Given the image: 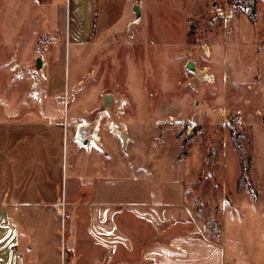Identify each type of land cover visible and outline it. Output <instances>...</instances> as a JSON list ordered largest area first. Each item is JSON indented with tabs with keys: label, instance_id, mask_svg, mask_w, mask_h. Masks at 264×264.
I'll use <instances>...</instances> for the list:
<instances>
[{
	"label": "rangeland",
	"instance_id": "374dc122",
	"mask_svg": "<svg viewBox=\"0 0 264 264\" xmlns=\"http://www.w3.org/2000/svg\"><path fill=\"white\" fill-rule=\"evenodd\" d=\"M92 1L98 21L79 44L73 38L75 20L88 17ZM241 1L81 0L76 9V0H64L63 7L48 0H0V95L12 100L16 111L40 105L50 92L43 79L46 94L32 97L31 71L37 58L47 65L56 60V81L65 85L52 100L60 103L68 95L90 128L99 126L109 164L121 163L123 174L124 161L134 164L148 152L154 166L180 167L188 200L214 236L232 199L264 209V0H255L253 14L242 11ZM134 3L141 5L138 21ZM63 23L71 36L64 55L57 34ZM108 26L111 30L103 31ZM194 110L201 123L182 138L174 119ZM81 120L70 124L72 137ZM109 127L124 129V146ZM211 147L213 177L204 179ZM223 220L227 249L234 238L239 241L240 264H264V214L244 205L227 210Z\"/></svg>",
	"mask_w": 264,
	"mask_h": 264
},
{
	"label": "crops",
	"instance_id": "0c3cea01",
	"mask_svg": "<svg viewBox=\"0 0 264 264\" xmlns=\"http://www.w3.org/2000/svg\"><path fill=\"white\" fill-rule=\"evenodd\" d=\"M76 1L77 9L81 0ZM93 12L92 1L88 17H76L73 38L79 44L98 21ZM57 34L64 55L71 39L66 24ZM261 52L263 87L264 45ZM41 61L50 94L40 105L16 111L0 95V264H240L239 241L234 238L227 249L223 215L244 205L261 214L264 209L232 199L220 214L219 238L211 237L197 205L188 200L180 167L154 166L153 156L144 152L134 164L124 161L120 174L121 163L106 159L102 132V150L72 141L70 124L87 118L79 105L70 106L68 95L61 99L65 105L52 100L65 85L56 81L60 66Z\"/></svg>",
	"mask_w": 264,
	"mask_h": 264
},
{
	"label": "built area",
	"instance_id": "2783aa9c",
	"mask_svg": "<svg viewBox=\"0 0 264 264\" xmlns=\"http://www.w3.org/2000/svg\"><path fill=\"white\" fill-rule=\"evenodd\" d=\"M241 9L246 14H253V10L250 6H241ZM217 13L219 14V12H217ZM230 16L231 15H229V17ZM14 68H16V66ZM30 77H31V85L30 86L32 89V97L35 99H39V97L46 94V87H43L41 84L42 80L43 79L45 80V77L40 72V69H37V68H34L31 71ZM200 118H201V114L197 110H194L184 118L174 119V125H177L178 132L182 138H188V137L192 136V134L194 133L195 130L198 129V127L201 123ZM82 122H83V119L79 123H76V128H75V132H74V135L72 137V140L77 145L87 149V144H85L84 139H83L84 137L82 135H78V133H77V129L79 128L78 124H80ZM95 128H96V126H93V130ZM109 132L116 135L119 138V140L121 141L122 137L120 138L119 135H117L118 132H116L112 127H109ZM120 132H123L122 129L120 130ZM121 144H122V141H121ZM122 146H124V145L122 144ZM102 147L103 146H102L101 142H98V144L95 145V148L97 150H102ZM215 156H216V150L214 147H211V149L208 152V155L204 158V160L208 164H210V168H205L202 170V177L204 179H211L213 177L211 167L214 164Z\"/></svg>",
	"mask_w": 264,
	"mask_h": 264
},
{
	"label": "bare ground",
	"instance_id": "6f19581e",
	"mask_svg": "<svg viewBox=\"0 0 264 264\" xmlns=\"http://www.w3.org/2000/svg\"><path fill=\"white\" fill-rule=\"evenodd\" d=\"M196 72L200 76L201 81L205 80L204 78L206 76H204V74H202L201 71L196 70ZM210 77H211V75H210ZM108 104H109V102L107 101L105 103V105H108ZM78 125H79V128L77 129V133H78V135H82L84 137L83 139H84L85 144H87V149L95 148V145H97L98 142H100L99 141L100 140V137H99V130H100L99 126L97 125L96 128L93 130V128L92 129L90 128L89 124L86 122L85 119L83 120L82 123H80ZM113 129L116 132H118L117 135H119V137L121 138L122 137V136H120L121 133L116 128H113ZM123 132H124V129H123ZM97 134H98V136H96Z\"/></svg>",
	"mask_w": 264,
	"mask_h": 264
},
{
	"label": "water",
	"instance_id": "95a60500",
	"mask_svg": "<svg viewBox=\"0 0 264 264\" xmlns=\"http://www.w3.org/2000/svg\"><path fill=\"white\" fill-rule=\"evenodd\" d=\"M132 10L134 12V19L133 21H138L140 19L141 16V10H140V4L135 3L132 7ZM42 67V61L40 58L36 59V63H35V68L40 69ZM186 67L190 70L194 69L193 63L192 62H188ZM106 100L109 102L111 101V97L110 96H106ZM122 144L124 145L126 143V134L124 133L122 135L121 138Z\"/></svg>",
	"mask_w": 264,
	"mask_h": 264
},
{
	"label": "trees",
	"instance_id": "16d2710c",
	"mask_svg": "<svg viewBox=\"0 0 264 264\" xmlns=\"http://www.w3.org/2000/svg\"><path fill=\"white\" fill-rule=\"evenodd\" d=\"M240 5H242V6H250L252 8V10L254 11V8H255V0H244V4H241L240 3ZM235 145L237 146L238 144L236 143ZM247 171H248V168L242 166V173L243 172L244 173H247ZM66 234H67V231H66ZM219 236H220V225L217 224V232H216V234L214 236H211V237L218 239Z\"/></svg>",
	"mask_w": 264,
	"mask_h": 264
}]
</instances>
